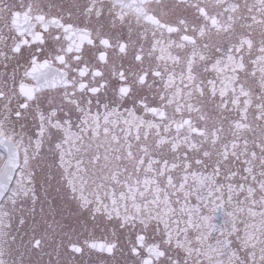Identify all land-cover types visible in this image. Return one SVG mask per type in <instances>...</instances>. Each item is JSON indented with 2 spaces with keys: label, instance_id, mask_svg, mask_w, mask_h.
I'll use <instances>...</instances> for the list:
<instances>
[{
  "label": "flooded vegetation",
  "instance_id": "af4514ba",
  "mask_svg": "<svg viewBox=\"0 0 264 264\" xmlns=\"http://www.w3.org/2000/svg\"><path fill=\"white\" fill-rule=\"evenodd\" d=\"M233 1L0 0V134L19 156L0 200V263L191 264L163 236L107 226L105 188L121 159L131 173L135 150L166 159L174 140L211 133L217 105L194 85L188 100L177 76L193 53L238 39ZM127 112L153 123L128 137L147 148L131 156L105 132L106 115Z\"/></svg>",
  "mask_w": 264,
  "mask_h": 264
},
{
  "label": "rangeland",
  "instance_id": "374dc122",
  "mask_svg": "<svg viewBox=\"0 0 264 264\" xmlns=\"http://www.w3.org/2000/svg\"><path fill=\"white\" fill-rule=\"evenodd\" d=\"M228 7L235 13L230 23L238 39L217 45L213 55L193 53L177 76L188 100L194 85L198 95L208 93L217 105L211 133L174 140L166 159L136 156L134 148V169L129 160L131 173L118 172L125 169L121 159L105 188L107 226L163 236L191 264H264V0H234ZM174 59L169 58L170 66ZM105 123L107 138L126 140V151L147 149L127 139L133 134L137 143V127L152 122L127 112L119 121L106 115ZM30 185L20 173L14 191L25 193Z\"/></svg>",
  "mask_w": 264,
  "mask_h": 264
},
{
  "label": "water",
  "instance_id": "95a60500",
  "mask_svg": "<svg viewBox=\"0 0 264 264\" xmlns=\"http://www.w3.org/2000/svg\"><path fill=\"white\" fill-rule=\"evenodd\" d=\"M32 79L37 81L34 74L30 75ZM0 148L5 153V160L0 169V200L8 190L15 171L19 165L18 151L15 145L7 138L0 134Z\"/></svg>",
  "mask_w": 264,
  "mask_h": 264
}]
</instances>
